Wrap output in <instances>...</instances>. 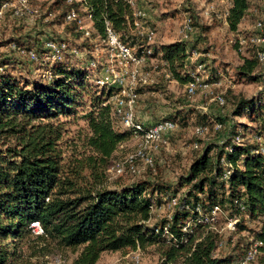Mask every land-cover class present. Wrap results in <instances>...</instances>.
Listing matches in <instances>:
<instances>
[{
  "label": "trees",
  "instance_id": "16d2710c",
  "mask_svg": "<svg viewBox=\"0 0 264 264\" xmlns=\"http://www.w3.org/2000/svg\"><path fill=\"white\" fill-rule=\"evenodd\" d=\"M3 2L0 0V7ZM255 2L261 1L231 0L227 14L229 29L237 33L235 47L242 55L235 68L236 82L263 79L257 51L264 47L251 42L250 34L243 36L239 31L246 18L256 17ZM83 4L54 0L46 10L38 7L47 25H53L60 14L63 22L75 27V21L66 20V14L72 7L80 11L85 6L94 16L92 36L85 38L74 29V38L83 45L101 42L110 26L138 56L151 48L145 62L157 57L169 78L185 85L188 94L186 86L194 79L190 40L148 44L135 27L127 0H85ZM49 12L54 15L45 20ZM259 23L261 27L257 23L254 33L264 34L259 31L264 23ZM33 31L0 41V50L7 49L0 52V264H43L38 260L34 263L33 258L52 247L72 250L75 257L71 264H97L105 253L151 246L159 254L158 264H229L246 254L251 241L244 244L245 237L264 242V155L255 152L256 137H264V93L250 98L234 96L233 117L248 122L231 123L221 143L209 144L196 155L176 184L138 179L109 186L107 168L119 146L131 139V131L119 129V119L112 115L110 98L118 88L99 87L91 75L93 68L89 69L84 60L64 56L69 46L62 58H53L55 53L46 46L42 34ZM22 49L33 50L37 60L22 54ZM97 71L100 75L101 70ZM218 79L213 73L201 83L214 84ZM93 82L97 88H92ZM160 85L143 86L148 92H158ZM223 96L225 106L227 95ZM193 116L197 134L198 127H206L205 132L211 126L222 131L215 128L225 122L222 118L209 120L208 115L193 109L175 110L163 119L175 121L178 129L179 125L187 126ZM75 119L87 124L83 147L66 146L68 127ZM237 137L241 143L236 142ZM227 168L230 173L223 179ZM173 197L178 202L171 218L152 224V207ZM239 202L245 210L233 232L248 231V235H241L236 242L231 237L225 240L224 233L213 230L204 216L216 206L229 214L240 213ZM198 217L201 220L192 231L184 233L186 222ZM246 218L263 220L259 229H252L246 225ZM34 222H40L42 234L34 233ZM165 225H169L172 236L155 233L156 226ZM224 244L228 252L222 249ZM260 256L264 259V246Z\"/></svg>",
  "mask_w": 264,
  "mask_h": 264
},
{
  "label": "rangeland",
  "instance_id": "374dc122",
  "mask_svg": "<svg viewBox=\"0 0 264 264\" xmlns=\"http://www.w3.org/2000/svg\"><path fill=\"white\" fill-rule=\"evenodd\" d=\"M32 2L46 10L54 3V0H32ZM203 3L214 4L215 11L206 15L204 7L201 5ZM139 5L148 10L149 19L147 25L156 31L155 44L180 40L184 18L188 15L193 16L195 31L189 41L193 45L192 56L189 59V63L193 66L192 72L198 73L202 81L207 80L210 74H218L219 81L208 88L199 86L194 95H188L185 85L167 77L166 70L161 65L160 60L157 57H152L139 68L140 77L146 75V84L160 82L161 91L148 92V87H144L142 80H138L136 85L140 89L136 104L138 118L146 124H152L170 116L175 110L184 109L188 111L193 109L208 115L209 120L222 118L225 122L223 123L222 131L217 132L211 126L208 132L197 134L195 131L197 123L193 116L187 126L179 125L178 129L170 134L167 143L162 144L157 151H150L155 158L153 166L146 165L139 160L134 170L128 168L123 175H116L113 171L115 163L123 160L127 154L134 152L136 149V143L131 139L128 140L119 146L107 168L106 184L109 186H114L118 183H130L138 179L163 180L170 184H176L179 176L187 172L192 159L196 155L209 144L221 143V140L226 137L231 123L248 122L247 119L233 117L234 96L243 95L250 98L264 93V63L259 70L263 74L261 81L255 83L235 81V68L241 63L242 55L234 44L237 33L229 29L227 22V12L230 8L227 0H139ZM254 8L256 17L246 18L239 27L240 34L243 36L256 32L257 23L261 21L264 23V0L255 2ZM60 17V14H57L56 18L53 19H57V23L53 22V25L50 26L42 21L41 16L20 19L12 18L9 15L0 24V41L14 36L26 35L33 30H37L35 32L40 35L42 34V38L45 40H66L69 43V51L64 56L74 60H84L89 69H91L90 62L94 59L97 60L99 67L91 70L94 80L99 75L97 70H101L103 66L108 64H113L115 67L124 70L127 69L128 74L135 69L136 66L129 61L123 60L118 52H110L103 41H88V45H83L82 40H78L73 36L76 26L63 22ZM69 25L71 27L68 28ZM259 31L264 33V25ZM133 34H135V31ZM96 47L99 49L97 52L95 50ZM73 48H77L79 53H73ZM6 50V48H3L0 52H6ZM245 54H248L247 51ZM201 63L204 65L199 71L197 67ZM92 88H97L95 82L92 83ZM228 91H231V93L229 94ZM219 94L227 95L225 106L215 101L214 98ZM86 101L87 98L85 99ZM86 103L88 104V102ZM117 127L124 130L120 123L117 124ZM68 128L69 132L65 137L67 139L66 146L77 145L78 147H83V142L88 133L86 122L82 119H75L69 124ZM195 142H198L197 148L194 146ZM169 207L168 201L161 205H155L151 223H160L163 219L169 218V215L173 212V208ZM225 212L218 214L216 223L218 226L224 225L227 215ZM245 220L249 228L259 229L263 219L246 218ZM241 235L247 236L248 231L242 234L224 232L225 240L231 237L234 242ZM248 240L250 238L245 237L242 241L245 244ZM222 249H225L226 252L229 250L225 244ZM134 251L106 253L102 258L101 264H127L129 262L127 256L130 255L131 258L133 253H135ZM58 254H62L66 258V264H71L75 257L72 250L62 251L52 247L44 255L34 257L33 262L36 263L38 260L40 263L48 264V258H53ZM140 257L141 261L139 264H158L159 262V254L153 246L147 249H140ZM254 264H264L262 256Z\"/></svg>",
  "mask_w": 264,
  "mask_h": 264
},
{
  "label": "built area",
  "instance_id": "2783aa9c",
  "mask_svg": "<svg viewBox=\"0 0 264 264\" xmlns=\"http://www.w3.org/2000/svg\"><path fill=\"white\" fill-rule=\"evenodd\" d=\"M69 3H84L85 0H67ZM261 1V0H256ZM130 6L133 9L134 14V23L135 27L139 33V35L144 36L148 40V44L154 42V38L156 36V31L151 26L147 25L149 19L148 10L141 7L139 5V0H127ZM228 4L231 6V0H227ZM84 5V4H83ZM81 7L80 11L76 7H72L66 14L67 21H75L76 29L82 33L85 38H91L93 30H94V21H93V13L90 9L85 6ZM204 7V13L209 15L211 12L215 11L214 4H201ZM229 11V10H228ZM83 12V13H82ZM12 18H20V17H39L41 15V8L35 6L32 0H4L2 6L0 7V24L6 17V14ZM228 14V12H227ZM53 12H49L45 17L49 19L53 17ZM259 28L261 24L258 23ZM195 31L194 26V18L191 15H188L184 18L182 26H181V39L182 40H191L192 35ZM249 39L251 42L256 44L257 46L264 47V34L261 33H252L249 35ZM104 43L108 46V49L111 51H116L125 61H129L134 64L136 67L134 70L127 73V69L117 68L113 64H108L103 66L100 71V75L96 78L95 82L99 87L104 86H114L117 87V92L110 98V101L113 104L112 115L119 119V123L124 129L131 131V140L136 143V149L134 152L129 153L125 156L123 160L115 163L113 166V171L116 175H122L126 171V169L134 170L136 163L140 160L144 162V164L153 166L154 165V155L150 151H157L160 146L164 143H167V140L176 129L177 123L171 119H161L152 124H146L138 118L136 111V104L138 101L139 94L137 92V82L138 80H142L143 84L147 83L146 75L141 76L140 67L145 63L147 55L151 54V48L147 47L145 52L142 55L138 56L129 44H126L121 41L119 35L110 27L107 26V36L103 40ZM242 42H246V40H242ZM46 46L50 48L54 53L53 58L60 59L62 58V54L64 50L68 49V42H57L54 39L46 40ZM96 52L99 50L98 47L95 48ZM79 50L77 48L73 49L72 52L78 54ZM193 52V51H192ZM21 53L24 55H28L31 59L37 60V55L33 50L22 49ZM257 56L260 62L264 63V50L260 49L257 51ZM203 63L199 64L197 70L200 71L203 68ZM91 68H97L98 62L97 60H92L90 62ZM194 79L189 82L186 86L187 92L190 95H194L197 92V88L202 86L204 88L210 87L212 84L201 83V77L196 72H191ZM167 77L170 75L167 73ZM140 77V79H139ZM217 84V83H215ZM220 105H224L226 100L223 94L217 95L215 98ZM215 128L217 130L223 129V123H217ZM207 128L198 127V133H205ZM237 143H241V139L237 137ZM257 148L255 150L258 154L264 155V137L257 136L256 137ZM198 144H195L197 147ZM227 167H232L231 164H226V162L222 161ZM230 168H227L223 179H227ZM178 199L173 197L168 201L169 208H173L177 205ZM240 208V213L229 214V212H225L226 220L223 226H218L217 219L218 214L224 212L222 208L216 206L210 214H206L204 216V220L211 224V228L220 234L229 231L233 232L237 230L238 223L241 221L242 214L245 210V207L242 203H238ZM155 210V206L152 207V211ZM198 212L201 214L202 211L200 207L197 208ZM172 213L169 215L171 218ZM201 220V217L189 219L186 224L182 227L184 233L192 231V227L197 224L198 221ZM35 234H42L43 229L41 227L40 222H34L31 225ZM155 233L162 232L164 236H172L170 233L169 225H165L163 227L156 226L154 229ZM251 243L247 249L246 254L243 258L234 261L229 264H254L259 256L262 254V247L264 246V242L261 240L250 239ZM133 255L130 258L128 255L127 264L135 263L139 264L141 261L140 257V248L135 249ZM66 258L62 254H58L53 258H48V264H66Z\"/></svg>",
  "mask_w": 264,
  "mask_h": 264
},
{
  "label": "crops",
  "instance_id": "0c3cea01",
  "mask_svg": "<svg viewBox=\"0 0 264 264\" xmlns=\"http://www.w3.org/2000/svg\"><path fill=\"white\" fill-rule=\"evenodd\" d=\"M105 254H106V253H105ZM103 257H104V254H103L102 258H103ZM102 258H101V260H100L97 264H101Z\"/></svg>",
  "mask_w": 264,
  "mask_h": 264
}]
</instances>
